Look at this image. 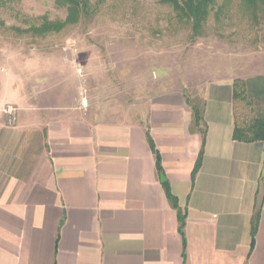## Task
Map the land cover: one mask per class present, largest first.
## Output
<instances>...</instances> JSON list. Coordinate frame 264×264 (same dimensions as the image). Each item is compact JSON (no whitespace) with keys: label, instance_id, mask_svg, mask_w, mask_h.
Returning <instances> with one entry per match:
<instances>
[{"label":"crops","instance_id":"obj_1","mask_svg":"<svg viewBox=\"0 0 264 264\" xmlns=\"http://www.w3.org/2000/svg\"><path fill=\"white\" fill-rule=\"evenodd\" d=\"M261 67L207 81L198 125L178 93L82 109L75 76L0 75V264H264V142L233 138Z\"/></svg>","mask_w":264,"mask_h":264},{"label":"rangeland","instance_id":"obj_2","mask_svg":"<svg viewBox=\"0 0 264 264\" xmlns=\"http://www.w3.org/2000/svg\"><path fill=\"white\" fill-rule=\"evenodd\" d=\"M1 1L0 75L40 64L51 70L46 75L75 76L82 109L90 104L132 107L138 98L142 107L165 92L178 93L198 108L200 90L220 72L264 67V20L255 27L262 32L253 35L240 0H230L219 17L211 13L195 39L160 0H87V16L40 36L24 31L43 19H65L66 11L54 0ZM11 107L12 119L4 116L14 124L16 108Z\"/></svg>","mask_w":264,"mask_h":264},{"label":"trees","instance_id":"obj_3","mask_svg":"<svg viewBox=\"0 0 264 264\" xmlns=\"http://www.w3.org/2000/svg\"><path fill=\"white\" fill-rule=\"evenodd\" d=\"M230 0H223L222 4L218 5L217 0H160V3L168 6L171 9L173 21H176L178 25L186 26L191 31L192 38L200 36L208 18L211 13L215 17L223 14L227 9ZM5 1H1L0 5L3 6ZM55 5L58 8L66 11V16L63 21H48L43 19L38 26H30L25 33L29 32L33 35H45L50 32H58L68 25L75 24L81 17H85L88 14L87 0H54ZM242 9L249 18V29L253 35L257 36L262 32L261 28L257 27L261 21L264 20V0H240ZM251 34V33H250ZM258 39L255 38L253 42ZM242 96L254 98L258 103L264 106V77L254 78L246 82L235 81L234 82V98L238 99ZM261 104H256V115L249 121L239 122L235 125L233 131V138L239 142H264V115L262 114ZM193 111L194 124L198 125L201 121L200 111L194 106L190 105ZM199 156L195 167L194 173L199 166ZM156 163L158 169H160L159 157L156 154ZM166 197L171 205L177 209L176 199L172 194L166 190ZM259 213L256 211L251 221V236L252 243L256 233L258 225ZM179 230L182 232L184 224V216L178 211Z\"/></svg>","mask_w":264,"mask_h":264},{"label":"built area","instance_id":"obj_4","mask_svg":"<svg viewBox=\"0 0 264 264\" xmlns=\"http://www.w3.org/2000/svg\"><path fill=\"white\" fill-rule=\"evenodd\" d=\"M82 104L84 105V100L82 101ZM1 112L4 115H7L8 117H10L9 119H12L13 108L10 105L4 106V108L1 110Z\"/></svg>","mask_w":264,"mask_h":264},{"label":"water","instance_id":"obj_5","mask_svg":"<svg viewBox=\"0 0 264 264\" xmlns=\"http://www.w3.org/2000/svg\"><path fill=\"white\" fill-rule=\"evenodd\" d=\"M160 178H161V183H164L165 179H164V176L162 174L160 175Z\"/></svg>","mask_w":264,"mask_h":264}]
</instances>
